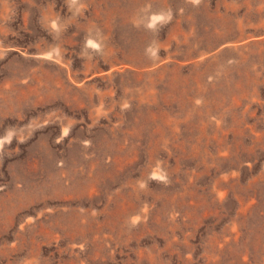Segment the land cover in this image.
<instances>
[{
	"label": "rangeland",
	"instance_id": "374dc122",
	"mask_svg": "<svg viewBox=\"0 0 264 264\" xmlns=\"http://www.w3.org/2000/svg\"><path fill=\"white\" fill-rule=\"evenodd\" d=\"M0 264H264V0H0Z\"/></svg>",
	"mask_w": 264,
	"mask_h": 264
}]
</instances>
